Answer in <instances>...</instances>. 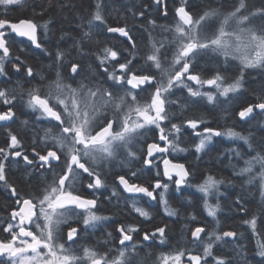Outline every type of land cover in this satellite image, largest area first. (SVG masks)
<instances>
[{"label": "snow or ice", "instance_id": "snow-or-ice-1", "mask_svg": "<svg viewBox=\"0 0 264 264\" xmlns=\"http://www.w3.org/2000/svg\"><path fill=\"white\" fill-rule=\"evenodd\" d=\"M24 4L25 0H0V6L6 11L11 6L23 7ZM152 4L164 17L169 15L167 0H152ZM145 11L134 13V17H144ZM257 16L261 21L259 24L255 23ZM50 23L45 21L39 24L32 19L15 22L0 18V76L7 74L6 65L11 63L15 72L23 70L27 77H34L33 68L27 66L20 56L13 59L10 34L26 38L34 48L51 55L39 37L40 29L47 35ZM86 23L87 31H83V24L77 26L83 34L79 39H73L72 47L81 58L86 55L94 57L96 63L89 64V74L82 77L83 66L76 59H69L70 52L58 47L53 61L56 78L46 85V91L41 87H32L26 92L23 88L0 89V123L8 126L10 122H15L18 96L36 114L37 121L46 122L41 129L42 135L33 129L31 155L20 136L11 131L8 132L5 145L0 146V185L10 192L16 205L5 217L0 218V264H144L143 259H138L140 249L135 234L140 232V227L137 225L117 226L119 236L112 237L108 233L104 246H84L82 252L74 247L81 230L73 226V222L78 224L82 221L87 231L108 219L94 211L97 198L81 194L84 176L90 178L86 185L89 190L95 192L106 187L104 168L111 166L122 149L127 152V157L140 159L133 145L141 140L143 164L149 168L154 166L157 153L186 151L178 143L179 134L185 127L200 138L195 144L196 153L202 152L214 136L236 138L251 148L250 138L231 128L226 132L212 127H204L203 131H199L200 125L206 123L204 119L172 122L174 113L170 112L168 106L177 103L171 98L176 89L185 90L193 103L199 98H206L209 104H214L218 97L230 98V94L241 91L246 70H264V8L247 10L245 0H239L238 5L230 11L209 9L194 15L189 0H180L174 6V24L161 26L167 35L159 42L151 41L148 50L139 56L144 62L139 67L135 63L139 50L132 29L127 23L115 26L109 24L105 19L102 0H97ZM148 24L153 28L156 26L152 19L148 20ZM100 25L104 26L109 35L103 44L96 42L97 50L86 51L83 48L84 40L91 41L93 30ZM118 38H124L131 48H118L115 44L107 43ZM208 53L222 57L225 64L229 59L238 60L239 74L229 79L224 74L226 68H217L212 75L205 76L203 70H197L196 59ZM65 66L75 86L65 80ZM205 88H214L215 92L205 91ZM145 91L149 95L142 97ZM256 110L264 114V90L256 95L254 103L241 106L235 115L247 121ZM166 121L170 128L165 124ZM23 123L27 129L28 122ZM152 128L158 130L162 145L155 140L148 142L147 134ZM21 159L26 166L25 172L40 181L27 194H21L8 178V162L18 163ZM162 159L163 176L174 182L177 190L188 183L190 172L183 163H172L166 157ZM257 165L258 172L254 171ZM235 174L246 176L249 184L258 180L264 202V152H257L244 159V166ZM131 175L135 177L137 173L132 171ZM116 180L124 192L143 194L152 200L156 199V189L167 191L169 187L167 183L156 180L152 190H149L148 187L130 181L125 174H117ZM223 183V180L208 176L202 184L196 186L203 193L204 206L210 217H216L220 205L209 204L208 197L219 193V185ZM112 195L117 196L115 188ZM159 197L166 214L177 215L169 207L163 191ZM235 203L246 215L247 209L242 199L237 198ZM132 207L139 216L150 218V213L137 206L135 200ZM191 219L195 220L196 217L192 216ZM243 223L258 238L257 255L264 258V238H260L258 218L253 215ZM65 225L66 239L70 242L67 244L64 242L62 227ZM189 231L190 243L162 252L154 264H230L226 257L216 255L214 248L217 244L235 241L239 235L237 231L213 230L207 232L206 236L202 235L206 233V226H197ZM166 235V226H160L151 232H144L142 240L146 242L158 238L164 244ZM116 241L119 248L106 247L109 242Z\"/></svg>", "mask_w": 264, "mask_h": 264}, {"label": "trees", "instance_id": "trees-1", "mask_svg": "<svg viewBox=\"0 0 264 264\" xmlns=\"http://www.w3.org/2000/svg\"><path fill=\"white\" fill-rule=\"evenodd\" d=\"M96 2L97 0H25L23 7L11 6L7 11L3 6H0V18H6L10 21L18 22L20 19H32L39 24L51 21L47 35L44 33L41 37L39 30L40 42L51 55H46L40 49L34 48L27 40L19 41L14 37H10L13 59L20 56L27 66L33 68L35 75L33 78H29L23 70L17 73L12 69L11 63H7V74L0 76V89L15 88L19 90L23 88L26 92L29 88L41 87L42 90L46 91V85L56 78L53 61L58 47L70 52L69 59H76L83 66L82 77L89 74V64L95 65L96 63L94 57L86 55L81 58L77 50L72 47V44L73 39H79L83 31H87L86 21L91 17ZM179 2L180 0H167L169 15L164 17L152 4V0H102L105 19L109 24L115 26L127 23L132 29V35L139 50L138 61H140L139 56H142L148 50L152 40L159 42L167 35L162 31L161 26L174 24V6ZM245 2L247 10L254 11L255 9L264 8V0H245ZM238 3L239 0H189L190 10L194 15L202 14L209 9L222 12L230 11ZM146 6L147 11H145ZM140 11H145V15L136 19L134 13L138 14ZM149 19L155 20L156 26L154 28L148 24ZM213 23L215 26V22ZM259 23H261L260 18L257 21V24ZM80 24L84 25L83 31L77 27ZM93 31L92 40L85 39L83 42V48L86 51L97 50V41L102 44L105 42V39L98 36L102 33L105 34V37L107 36L103 25ZM62 36H64L63 40L61 39ZM107 43L115 44L118 48L128 47L126 42L119 38L109 40ZM170 55L171 53H169ZM196 63L197 70H203L205 76L212 75L217 68L221 70L226 68L224 74L229 79L239 74L240 64L238 60L229 59L225 64L222 57L214 56L211 53L199 56ZM50 65L52 66L50 67ZM63 75L66 81L74 83L75 86V82L70 79L71 73L67 66L63 70ZM41 77H44V79H41ZM261 90H264V70L262 69L246 70L244 86L241 91L230 95V98L218 100L214 104H209L206 98H199L193 103L191 98L187 96L186 91L175 90V94L171 98L176 100L177 103L168 106L170 112L174 113L172 122L182 123L186 119L193 118L204 119L206 123L200 125L199 131H202L204 127H212L221 132H226L231 128L244 136H248L251 141V148L242 140L219 136L218 138L222 141H218L217 146L209 147L208 151L203 150L199 155V162H194L193 157H188L186 161L189 162V165L192 163L194 168L193 178L183 189H179L177 192H174L173 189L169 190L171 194H176V197L173 195L167 202L169 207L177 212V215L169 216L164 210V218L155 216V228L166 226V241L161 244L158 241L159 239L156 238L155 241L158 246L145 259L142 255H139L138 259L154 264L156 257L162 252H168L178 245L190 243L191 233L189 229L206 226V233L202 234L204 236L207 232L213 230L220 232L235 230L239 234L235 241L217 244L214 248L216 255L226 257L230 264H264V258L257 255L258 238L254 237L251 230L243 223L245 219H250L255 215L258 218L260 238H264V202H262L260 195L259 182L257 180L249 184L246 176L235 174L240 167L244 166V159L250 158L257 152H264V114L254 112L253 116L245 122L239 121L237 115H235L241 106H246L250 102L254 103L256 95ZM15 111L17 115L15 122L11 124L12 132L20 136L26 144V148L27 146L32 147L33 129L35 128L42 135L41 129L45 126L44 122L37 121L35 114L33 116L32 112L25 106L24 99L19 96L17 97ZM24 121L28 122L27 129L24 128ZM168 127L170 128L169 123ZM179 135L180 139L185 138L184 142L186 143L190 140L196 142L198 137L193 135L192 130L186 127L182 128ZM6 140L7 137L4 138L3 131L0 128V146H4ZM237 153L240 155L238 156ZM193 162L197 167L193 165ZM23 167L25 171L26 166ZM254 171H259V165L256 166ZM208 176L224 181L223 184L219 185V193L208 197L209 204L219 203L220 205L215 218L208 216L204 206L203 193L198 191L196 187L202 184ZM8 178L10 183L14 184L18 191L24 194L33 191L35 186L40 183L39 180L33 178L27 172H8ZM9 193H7L8 196ZM7 195L0 194V213H3V217L6 216L5 212L11 207L9 206L11 201ZM237 198L242 199L243 206L247 209L246 215L239 210L240 206L236 205ZM115 204L116 202L110 204L107 216L114 218L117 222L123 220L126 222V219H133V217H129L130 211H123L122 213L124 206L121 207L116 204L119 207L116 208ZM160 212L162 211L160 210ZM192 216H195L196 219L192 220Z\"/></svg>", "mask_w": 264, "mask_h": 264}, {"label": "flooded vegetation", "instance_id": "flooded-vegetation-1", "mask_svg": "<svg viewBox=\"0 0 264 264\" xmlns=\"http://www.w3.org/2000/svg\"><path fill=\"white\" fill-rule=\"evenodd\" d=\"M106 35L108 36L109 34L106 32ZM98 36H100L102 39H105V34H99ZM10 37H14L13 34H10ZM15 38V37H14ZM17 39V38H15ZM121 39V38H119ZM19 40V39H17ZM123 40V39H122ZM21 41V40H19ZM26 41V40H23ZM124 41V40H123ZM126 42V41H125ZM128 47L131 48L130 45H128ZM125 55H127V53H125ZM136 65L142 66L143 65V60L140 59V61L135 62ZM145 70H149L147 68H145ZM151 71H153V69H151ZM111 83V82H109ZM190 83V82H189ZM182 90L183 89H179ZM185 91V90H183ZM149 95L148 91H145L142 94V97H147ZM34 116V113H32ZM36 116V114H35ZM238 118V116H237ZM36 120V119H33ZM35 122V121H34ZM44 122V121H41ZM36 123V122H35ZM11 122L9 123L8 126H5L3 123H0V128L3 131V136L8 137V132L11 131L12 132V128H11ZM165 124L168 126V122L166 121ZM44 125H46V122H44ZM200 129V128H199ZM203 131V130H202ZM199 137H197L196 142L194 141H189L188 143L184 142V139H180L178 141L180 147H184L186 149V151L180 152H172L169 151L168 153H157L155 154L154 157V166L152 167H146L143 164V153L141 152V147L140 145L143 144V140H141L139 143H136L133 145V149L138 153V155H140V159H132L127 157V152L125 150H121L119 156L112 162L110 167H106L103 170V177L106 183V187L101 188L99 190H96L95 192H93L92 190H89L86 185L87 182L90 178H88L86 175L84 176L83 179V184L80 188L81 194L84 196H87L88 198H97V208L94 209V211H96L97 215H101V216H105L108 217V219L102 220L100 221L96 228L92 229L89 228L87 231L84 230V226L82 224V221L79 222L78 224L76 222H73V226H78L80 228V236L78 238V240L75 242L74 247L77 250H81L82 252V248L84 246H104V241L106 239H108V233L112 234V237H118L119 233L116 232V228L119 225H137L140 227V232L138 234H135V241L137 242L138 246H139V255H142L144 257V259L146 258V256L150 255V252L153 251V249L155 247L158 246V244L156 243L155 239L150 240V241H143L142 240V236L144 232H151L155 229V216L157 215L160 217H165V212H164V206L160 203V197H159V193L160 192H164L165 193V199L168 201L171 199V197L174 195V197H176V194H171V192L169 191L170 189H173L174 192H177V187L175 185L174 182L167 180L164 176H163V157H166L167 159H169L172 163H183L186 167V169L190 172V176L188 177V182L191 180V178H193V171L194 168L192 166V163L186 161L188 157H193L194 162H199L200 161V157L199 155L202 153H196L195 151V144L199 142ZM147 140L148 142H152L153 140H155L157 143H160L161 145L163 144V142L159 141V134H158V130H156L155 128H152L150 132H148L147 134ZM222 141V139L214 136L212 137L211 141L209 143L206 144V147L204 148V150L209 149V147H212L213 145L217 146V142ZM25 149L28 151V154L31 155V147L26 148V144H24ZM193 162V163H194ZM9 163V167H11V169H9L8 167V172L11 173H17V172H22L25 173L24 171V162L23 160H19V162H8ZM195 165V163L193 164ZM197 167V165H195ZM135 171L137 173V175L135 177H133L131 175V172ZM157 172H159V176H157ZM117 174H125L127 176V178L130 181L136 182L138 184H141L145 187H148L149 190H152V187L155 183L156 180H160L161 183H167L169 185L168 190L165 191L163 188L161 189H156L154 192V195L156 196L155 200H152L151 198L144 196L143 194H129L124 192L122 186H120L118 184V181L116 180V175ZM31 178V177H30ZM175 179V177L173 178ZM186 186L183 185L181 186L180 189H183ZM115 188L116 192H117V196H113L112 195V191ZM7 193H9L8 191L6 192V189L4 188L3 185H0V194H2L3 196H6ZM21 193V192H20ZM10 194V193H9ZM24 194V193H21ZM123 197H122V195ZM8 196V195H7ZM10 198V209H8V211L5 212V214L7 215L8 212L15 208L16 205L14 203V198L11 197V194L8 196ZM158 198V200H157ZM121 199V200H119ZM119 200V201H117ZM133 200H135L137 206L144 208L146 211H148L150 213V218L145 219L144 217L138 216V213H136L133 210L132 207V203ZM118 204V206L123 207L122 209V213L123 211H130L131 213H129V217H133V219L129 220L126 219L127 221L124 222V220L122 222H117L116 220H114V218L107 216L109 214V206L111 203H115ZM115 204V205H116ZM116 205V208H119ZM9 208V207H8ZM159 210V212H158ZM160 210L162 212H160ZM4 214V215H5ZM0 218H3V213H0ZM129 220V221H128ZM63 227V231H64V242L70 243L67 241L66 239V233H67V226H62ZM159 241V240H158ZM88 243V244H86ZM106 247H114V248H119L120 245L118 244V241L116 242H109ZM144 264H151L148 262H144Z\"/></svg>", "mask_w": 264, "mask_h": 264}, {"label": "rangeland", "instance_id": "rangeland-1", "mask_svg": "<svg viewBox=\"0 0 264 264\" xmlns=\"http://www.w3.org/2000/svg\"><path fill=\"white\" fill-rule=\"evenodd\" d=\"M259 20V17L257 16L256 18H255V23H257V21ZM40 32H41V37H43V34H44V30L43 29H40ZM209 54V53H208ZM202 55H205V54H201L200 56H202ZM199 57V56H198ZM197 57V58H198ZM153 71H155L154 69H153ZM205 91H212V92H215V89L214 88H212V89H207V88H205L204 89ZM230 95H232V94H230ZM225 97H218V99H217V101L218 100H222V99H224ZM207 100V99H206Z\"/></svg>", "mask_w": 264, "mask_h": 264}, {"label": "water", "instance_id": "water-1", "mask_svg": "<svg viewBox=\"0 0 264 264\" xmlns=\"http://www.w3.org/2000/svg\"><path fill=\"white\" fill-rule=\"evenodd\" d=\"M13 34V36L15 37V38H17V39H19V40H27L26 38H23V37H18V36H16L14 33H12ZM121 39H123L124 40V38H121ZM28 41V40H27ZM30 42V41H29ZM31 43V42H30ZM256 113H260V111L259 110H256L255 111ZM254 114V113H253ZM253 114H252V116H253ZM251 116V117H252ZM238 119H239V117H238ZM239 121H241V122H245V121H242V120H240L239 119Z\"/></svg>", "mask_w": 264, "mask_h": 264}]
</instances>
